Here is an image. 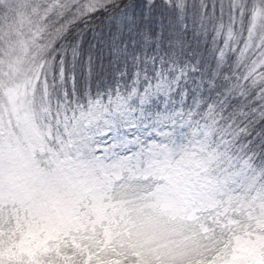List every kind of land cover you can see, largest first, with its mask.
I'll return each mask as SVG.
<instances>
[{
  "label": "snow or ice",
  "instance_id": "6c2138e0",
  "mask_svg": "<svg viewBox=\"0 0 264 264\" xmlns=\"http://www.w3.org/2000/svg\"><path fill=\"white\" fill-rule=\"evenodd\" d=\"M0 264H264V0H0Z\"/></svg>",
  "mask_w": 264,
  "mask_h": 264
}]
</instances>
